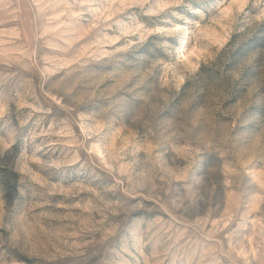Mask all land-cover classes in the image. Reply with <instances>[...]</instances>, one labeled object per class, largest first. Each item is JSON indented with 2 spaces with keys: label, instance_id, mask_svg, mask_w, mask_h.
Wrapping results in <instances>:
<instances>
[{
  "label": "rangeland",
  "instance_id": "374dc122",
  "mask_svg": "<svg viewBox=\"0 0 264 264\" xmlns=\"http://www.w3.org/2000/svg\"><path fill=\"white\" fill-rule=\"evenodd\" d=\"M0 264H264V0H0Z\"/></svg>",
  "mask_w": 264,
  "mask_h": 264
}]
</instances>
